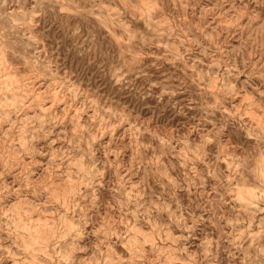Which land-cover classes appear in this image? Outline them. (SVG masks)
I'll use <instances>...</instances> for the list:
<instances>
[{
	"label": "rangeland",
	"instance_id": "rangeland-1",
	"mask_svg": "<svg viewBox=\"0 0 264 264\" xmlns=\"http://www.w3.org/2000/svg\"><path fill=\"white\" fill-rule=\"evenodd\" d=\"M0 264H264V0H0Z\"/></svg>",
	"mask_w": 264,
	"mask_h": 264
}]
</instances>
